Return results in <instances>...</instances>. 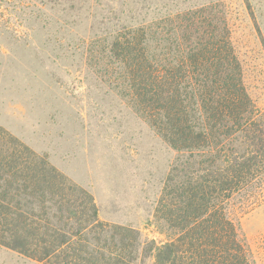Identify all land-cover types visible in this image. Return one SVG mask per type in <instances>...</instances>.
Segmentation results:
<instances>
[{
	"label": "trees",
	"instance_id": "16d2710c",
	"mask_svg": "<svg viewBox=\"0 0 264 264\" xmlns=\"http://www.w3.org/2000/svg\"><path fill=\"white\" fill-rule=\"evenodd\" d=\"M110 3L85 53L175 153L146 223L164 240L100 220L86 190L0 127V247L37 264H257L231 211L264 203V109L226 5Z\"/></svg>",
	"mask_w": 264,
	"mask_h": 264
},
{
	"label": "rangeland",
	"instance_id": "374dc122",
	"mask_svg": "<svg viewBox=\"0 0 264 264\" xmlns=\"http://www.w3.org/2000/svg\"><path fill=\"white\" fill-rule=\"evenodd\" d=\"M118 1V0H117ZM226 5L248 93L264 109V0H149L152 6ZM110 0H0V127L94 199L102 221L146 225L175 153L88 62L84 42ZM231 218L264 264V203ZM0 264H37L0 247Z\"/></svg>",
	"mask_w": 264,
	"mask_h": 264
}]
</instances>
